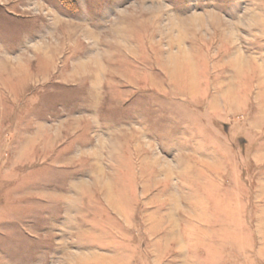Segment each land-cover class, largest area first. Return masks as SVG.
I'll return each instance as SVG.
<instances>
[{"label": "rangeland", "instance_id": "374dc122", "mask_svg": "<svg viewBox=\"0 0 264 264\" xmlns=\"http://www.w3.org/2000/svg\"><path fill=\"white\" fill-rule=\"evenodd\" d=\"M0 264H264V0H0Z\"/></svg>", "mask_w": 264, "mask_h": 264}]
</instances>
